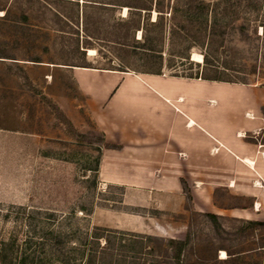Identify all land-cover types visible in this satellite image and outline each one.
Instances as JSON below:
<instances>
[{
  "label": "rangeland",
  "instance_id": "1",
  "mask_svg": "<svg viewBox=\"0 0 264 264\" xmlns=\"http://www.w3.org/2000/svg\"><path fill=\"white\" fill-rule=\"evenodd\" d=\"M85 1L0 0V264H176L171 238L186 242L182 264H261L264 224L211 219L191 205L170 216L150 211L165 228L159 234L102 225L129 207L122 188L98 183L101 135L85 117L76 123L66 117L35 70L87 64L138 71L161 61L165 75L203 70L264 85V0H202L205 13L160 0L162 19L155 0H104L151 7L139 18L146 36L161 37L162 59L113 44L126 32L119 23L129 18L128 8H91ZM155 20L160 35L150 24ZM186 20L188 35L178 29ZM141 36L137 31L135 38ZM183 38L196 44L188 48ZM205 47L214 66L203 67Z\"/></svg>",
  "mask_w": 264,
  "mask_h": 264
},
{
  "label": "crops",
  "instance_id": "2",
  "mask_svg": "<svg viewBox=\"0 0 264 264\" xmlns=\"http://www.w3.org/2000/svg\"><path fill=\"white\" fill-rule=\"evenodd\" d=\"M35 74L66 117L101 135L98 183L122 188L129 207L105 227L159 234L150 211L187 205L264 220V85L87 64H40Z\"/></svg>",
  "mask_w": 264,
  "mask_h": 264
},
{
  "label": "trees",
  "instance_id": "3",
  "mask_svg": "<svg viewBox=\"0 0 264 264\" xmlns=\"http://www.w3.org/2000/svg\"><path fill=\"white\" fill-rule=\"evenodd\" d=\"M60 1H67V0H60ZM176 1V3H180L183 2L184 6L186 7L185 11H191L193 10L194 6H197V8L200 10L201 13H205L208 11V4L203 2L202 0H174ZM226 1V0H225ZM78 3V2H77ZM160 0H155V11H157L160 14V19H162L163 17V10H160ZM169 3V2H168ZM85 5H87L88 7L91 8H97L96 6L99 7H108V8H114L115 5H121L124 6L126 8H128L127 11H130L129 14V18L126 20H123L119 23V26L123 27L126 29L125 34H123V36L121 35L120 37H118L115 41H113V44L116 45L117 47H119L120 49H131L130 51L136 53V49L141 47V51L143 56H147V58H153V57H157L159 59H162V40L161 37L158 36V38L155 37H149L146 36L144 34L145 32V27L146 25L141 24L140 22V13L142 10L145 11H150L151 7L141 4L142 6H132L130 4H117L114 2H107V1H102V0H86ZM103 4H109L110 6H105ZM193 12V11H192ZM184 25H180L178 27V29H180L181 31H183L186 35L190 34L189 31V20H186ZM150 24L153 26L154 30L156 31V34L160 35L163 32V26L160 27L159 23H156L155 21L150 22ZM137 31H140L142 33V36L140 37V40L135 38V34ZM142 39V40H141ZM184 41H188L187 38H183ZM185 44H187V47L190 48L192 45L196 44L195 42H183ZM201 45V44H200ZM202 53V60H203V67L204 66H214L212 64V60L210 58V56L207 53V47L204 48V51L201 52ZM185 59L188 60L189 55L183 56ZM119 61L124 64L126 61L124 60V58H119ZM162 69V62L160 61V65L157 66L156 69L153 68H145L143 70H138V71H144V72H155V73H160ZM184 76H188V77H193V75H186V74H182ZM194 77H201L204 79H210V80H218V81H234L231 79H223L221 78V76L214 75L213 77L211 76H206L203 75V70H201V72H197ZM96 171V170H95ZM207 216L211 219H216V215L214 214H210L208 213ZM250 224L253 225H260V224H264L263 222H259V221H249ZM168 247L171 251V255L170 257L175 261L176 264H182L181 261V257L183 256V252L186 246V242L183 240H179V239H169L168 240Z\"/></svg>",
  "mask_w": 264,
  "mask_h": 264
},
{
  "label": "bare ground",
  "instance_id": "4",
  "mask_svg": "<svg viewBox=\"0 0 264 264\" xmlns=\"http://www.w3.org/2000/svg\"><path fill=\"white\" fill-rule=\"evenodd\" d=\"M199 57L201 58V55H199ZM250 162V161H249ZM251 163V162H250ZM224 253V251H222Z\"/></svg>",
  "mask_w": 264,
  "mask_h": 264
}]
</instances>
